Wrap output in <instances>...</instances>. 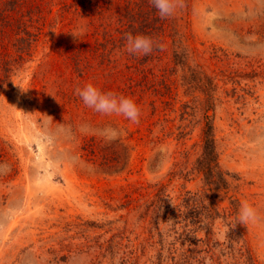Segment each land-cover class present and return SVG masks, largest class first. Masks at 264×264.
I'll return each instance as SVG.
<instances>
[{"label":"rangeland","instance_id":"rangeland-1","mask_svg":"<svg viewBox=\"0 0 264 264\" xmlns=\"http://www.w3.org/2000/svg\"><path fill=\"white\" fill-rule=\"evenodd\" d=\"M176 14L190 61L204 73H181L169 43L142 55L148 73H76L64 52L76 39L71 33L46 27L26 48L0 28V163L11 169L0 175V264H155L158 237L139 217L142 204L165 187L169 207L158 222L171 240L169 211L182 209L187 190L204 187L194 162L205 114L219 163L234 177L231 192L218 194L222 216L212 225L226 254L219 262L195 257L199 264H264V0H189ZM201 74L210 80L207 112ZM86 83L132 98L139 123L85 107L75 89ZM84 124L125 134L106 144L82 133ZM232 194L238 209L247 201L261 215L242 225L241 239L229 231L233 214L223 217L232 212Z\"/></svg>","mask_w":264,"mask_h":264},{"label":"trees","instance_id":"trees-1","mask_svg":"<svg viewBox=\"0 0 264 264\" xmlns=\"http://www.w3.org/2000/svg\"><path fill=\"white\" fill-rule=\"evenodd\" d=\"M188 1L184 0L185 6ZM180 20L182 17L177 14L161 19L149 0H0V28H5L4 33L9 37L15 33V41L26 48L46 27L51 32L56 29L58 33L81 29L83 35L64 46L66 59L70 60L76 73H148L141 62L144 56L126 51L125 37L128 33L153 39V52L146 55L149 58L157 48L159 50V47L169 43L173 61L180 67L181 73H204L198 70L197 63L190 61L188 39ZM30 26L35 28L36 33L29 30ZM18 32L25 35L18 36ZM115 50L119 51L118 57H114ZM121 78L124 80L126 77L122 75ZM208 78L205 74L199 78V88L207 95L206 112L208 104L212 105L208 103L211 96ZM123 91L126 93V90ZM204 117L201 150L194 162L204 187L200 193L187 190L181 199L182 209L169 211L175 219L169 228L174 233L171 240L164 236L158 222L159 210L169 207L165 187L159 186L153 196L142 204L139 217L150 225L148 232L153 234L155 230L158 237L155 264H192L195 256L200 254L219 262L220 257L226 254L214 238L212 225L222 216L217 203L218 194L231 192L230 180L234 174L221 167L214 126L208 114ZM228 198L232 212L223 217L229 218L233 214L228 221L229 231L241 239L243 227L236 219L239 201L234 194ZM179 223H183L181 231L177 228ZM202 227L204 235L198 237ZM244 252L243 255L251 260L249 252ZM196 260L198 264L202 262V258L197 257Z\"/></svg>","mask_w":264,"mask_h":264},{"label":"clouds","instance_id":"clouds-1","mask_svg":"<svg viewBox=\"0 0 264 264\" xmlns=\"http://www.w3.org/2000/svg\"><path fill=\"white\" fill-rule=\"evenodd\" d=\"M149 3L157 10L161 19L174 17L178 10L184 8V0H149ZM74 38L83 35L81 29L69 32ZM126 51L129 54L149 55L154 48V41L151 37L144 35L126 34ZM162 47V46H161ZM18 86V85H17ZM22 92L28 89L20 87ZM75 94L83 102L84 106L94 112L104 116H122L133 124L140 121L141 110L136 102L123 95H118L114 91H103L92 83H86L83 87H77ZM80 131L87 134L92 132L99 135L106 144H112L120 140L125 134L123 130L111 125L100 129H91L87 124L80 126ZM7 163H0V175H6L10 171ZM173 205V204H172ZM174 206V205H173ZM237 222L239 225L246 226L249 223H256L261 219V215L256 206L247 201H243L238 209Z\"/></svg>","mask_w":264,"mask_h":264}]
</instances>
